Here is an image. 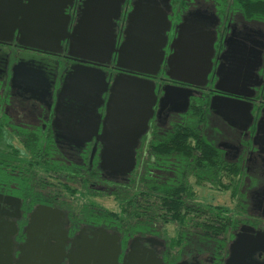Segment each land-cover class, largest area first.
I'll use <instances>...</instances> for the list:
<instances>
[{
    "label": "flooded vegetation",
    "instance_id": "flooded-vegetation-1",
    "mask_svg": "<svg viewBox=\"0 0 264 264\" xmlns=\"http://www.w3.org/2000/svg\"><path fill=\"white\" fill-rule=\"evenodd\" d=\"M84 1L65 3L69 34ZM135 3L144 12L165 11L162 0H125L114 21V50L103 63L70 56L67 39L58 50L20 44L17 30L0 39V264H264V28L208 6L181 12L169 0L157 73L130 71L117 59ZM27 4L21 0L10 10L20 19ZM182 23L186 43H200L198 58L209 59L205 77L194 83L168 76L175 56L184 55L185 46L177 44ZM81 67L104 73L107 89L99 98L60 95L65 78ZM120 74L151 81L156 98L133 147L135 166L125 176L100 167L109 90ZM99 89L95 85L94 94ZM179 131L186 141H173ZM180 146L187 152L173 151ZM189 154L197 156L194 169ZM222 166L230 190L236 187L229 224L222 222L220 206L197 201L194 188L224 190L195 175L196 168L219 176ZM117 187L127 203L117 211L78 205L107 195L116 199ZM165 187L191 188L197 205H159L170 195ZM212 210L214 222L156 217Z\"/></svg>",
    "mask_w": 264,
    "mask_h": 264
},
{
    "label": "water",
    "instance_id": "water-1",
    "mask_svg": "<svg viewBox=\"0 0 264 264\" xmlns=\"http://www.w3.org/2000/svg\"><path fill=\"white\" fill-rule=\"evenodd\" d=\"M20 1L0 0V39L17 30L20 44L41 50H58L60 43L67 39L70 41V56L99 63L109 59L115 45L114 21L125 0H85L82 15L72 34L67 31V17L63 14L65 3L70 0H27V12L20 14L21 18L18 19L10 10V5ZM162 1L165 11L153 13L144 12L135 3L129 14L127 38L119 50L118 67L153 75L157 73L162 55L159 48L165 41L169 24L167 12H170L169 0ZM54 4L56 7L51 10ZM142 14L151 16L144 20L140 17ZM53 17L57 18L56 21ZM179 30L177 44L181 47L184 45L185 51L184 55L175 56L168 76L181 82L194 83V79L205 77L209 59L198 58V54L204 53L199 50L202 48L200 43H186L188 35L184 31V23ZM187 46L190 47L189 52ZM204 47L210 52V44ZM95 85L100 89L94 94ZM106 89L103 72L81 67L75 68L73 74L65 78L60 95H75L78 100L89 96L96 99ZM155 99L154 86L149 80L127 74H120L113 80L107 101L106 128L101 137L105 138L100 165L103 170L121 176L133 170V147L147 128Z\"/></svg>",
    "mask_w": 264,
    "mask_h": 264
},
{
    "label": "trees",
    "instance_id": "trees-1",
    "mask_svg": "<svg viewBox=\"0 0 264 264\" xmlns=\"http://www.w3.org/2000/svg\"><path fill=\"white\" fill-rule=\"evenodd\" d=\"M172 3H174L176 5V7H178V9L181 10V12L185 11V9H192L194 7H200V8H205V7H213L215 9V11L217 12H226V13H233V14H240L243 15V17L247 20H255L258 21L259 23L263 24V28H264V0H172ZM194 132V130L192 131ZM183 135L181 134V132H177L173 138L174 142H184L186 141V139L184 137H182ZM189 137H192V134L189 135ZM187 147L185 146H180L178 148H174L173 151L176 152H187ZM169 152V150L167 148H162L159 150V153L161 155H167V153ZM190 159H192L191 161H193V163H190L191 169H194V163L197 160V156L196 155H192L189 154ZM221 175H217L215 176V173L213 171L207 172V175H203L202 173L198 172V170L195 168V175L196 177L199 179V181H205L208 182L210 181L211 184L214 187L217 186H221L224 189L228 190L230 189V185L225 184L224 183V171L226 169L225 166H222L221 168ZM227 175L230 174V171L227 170L226 172ZM122 188H116V192L121 190ZM125 189V188H124ZM179 188L174 187V188H170V187H165L164 188V193L165 195H169L166 197H163L160 199L159 201V205L161 206H169V205H178V204H183V205H189V206H193V205H197V203H195L194 200V193L192 192L191 188L188 189H180L178 192ZM121 191H119V193L117 192V196H116V200L118 201V205L119 206H123L126 205L127 203L124 202V196L121 195L120 193ZM236 192V187L233 186L232 188V194ZM174 194V195H173ZM127 199V197H126ZM179 200H183V203H178ZM85 205V206H95L98 207V204L95 202H88V203H78V205ZM218 212L221 215V220L222 222H225L227 224H229V222L231 221L230 219V213H228V211L226 209H224L223 207H219L217 208ZM106 213V212H105ZM108 213V212H107ZM216 211L212 210L211 212L206 211L205 213H200L197 216H189L186 217L184 216V214H179V213H174V214H170L168 212H159L156 217L157 220L159 222H169L171 220V217H174L173 220L178 221V222H183V223H189V222H201L203 219L208 222H214V215H215ZM205 216V217H204ZM228 228L227 226H222L221 228V234L224 237L225 232Z\"/></svg>",
    "mask_w": 264,
    "mask_h": 264
},
{
    "label": "rangeland",
    "instance_id": "rangeland-1",
    "mask_svg": "<svg viewBox=\"0 0 264 264\" xmlns=\"http://www.w3.org/2000/svg\"><path fill=\"white\" fill-rule=\"evenodd\" d=\"M261 26H263L262 23H260ZM225 184H228L229 182L224 180ZM230 185V183H229ZM194 188L199 194L197 197V201L199 203H205L209 202L215 205H218L220 207H223L228 211V213H232L235 207V204L237 203V200L235 199V194H232V191L230 189L222 190L220 193H215L213 191H210L207 185L205 186H198L194 184ZM93 201L97 203L99 206L104 207L105 209L111 210V211H117L118 209V201L114 198L113 195H107L105 198H94Z\"/></svg>",
    "mask_w": 264,
    "mask_h": 264
}]
</instances>
